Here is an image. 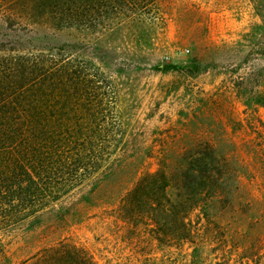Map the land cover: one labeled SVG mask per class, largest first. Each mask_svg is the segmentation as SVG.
I'll list each match as a JSON object with an SVG mask.
<instances>
[{
	"label": "rangeland",
	"instance_id": "1",
	"mask_svg": "<svg viewBox=\"0 0 264 264\" xmlns=\"http://www.w3.org/2000/svg\"><path fill=\"white\" fill-rule=\"evenodd\" d=\"M165 5L164 24H124L74 51L117 87L129 146L96 188L62 199L41 226L0 235L10 264L61 241L98 264H264V0ZM79 38L64 32L51 42ZM208 146L223 175L219 195L187 220L190 241L160 243L155 221L124 218V198L143 174L166 165L176 198L188 153Z\"/></svg>",
	"mask_w": 264,
	"mask_h": 264
},
{
	"label": "trees",
	"instance_id": "2",
	"mask_svg": "<svg viewBox=\"0 0 264 264\" xmlns=\"http://www.w3.org/2000/svg\"><path fill=\"white\" fill-rule=\"evenodd\" d=\"M167 1L0 0V235L41 226L58 202L89 183L96 188L119 162L129 141L117 87L74 51L124 24H164ZM64 32L80 40L51 42ZM185 161L176 198L166 165L143 174L124 198V218L155 221L160 243L171 235L177 245L190 241L187 220L219 195L216 152L208 146ZM10 262L0 238V264ZM21 264L98 263L86 248L61 241Z\"/></svg>",
	"mask_w": 264,
	"mask_h": 264
},
{
	"label": "water",
	"instance_id": "3",
	"mask_svg": "<svg viewBox=\"0 0 264 264\" xmlns=\"http://www.w3.org/2000/svg\"><path fill=\"white\" fill-rule=\"evenodd\" d=\"M188 66H189V68H191L194 72H197V71H198L199 66H198L197 63H191V64H189Z\"/></svg>",
	"mask_w": 264,
	"mask_h": 264
}]
</instances>
